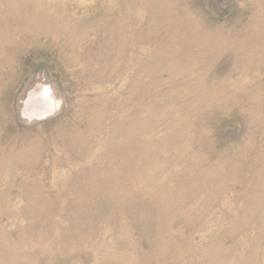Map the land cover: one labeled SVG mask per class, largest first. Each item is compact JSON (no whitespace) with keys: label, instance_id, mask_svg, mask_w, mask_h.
<instances>
[{"label":"rangeland","instance_id":"obj_1","mask_svg":"<svg viewBox=\"0 0 264 264\" xmlns=\"http://www.w3.org/2000/svg\"><path fill=\"white\" fill-rule=\"evenodd\" d=\"M0 264H264V0H0Z\"/></svg>","mask_w":264,"mask_h":264},{"label":"bare ground","instance_id":"obj_2","mask_svg":"<svg viewBox=\"0 0 264 264\" xmlns=\"http://www.w3.org/2000/svg\"><path fill=\"white\" fill-rule=\"evenodd\" d=\"M51 99L48 97H37L34 100L31 101L32 110H29L32 113H47L51 110H48L50 108ZM47 108V109H46ZM37 109V111L35 110ZM47 111V112H46Z\"/></svg>","mask_w":264,"mask_h":264}]
</instances>
